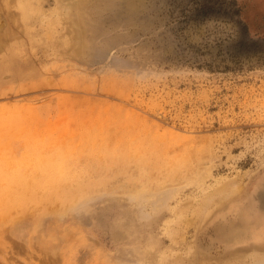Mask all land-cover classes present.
Returning a JSON list of instances; mask_svg holds the SVG:
<instances>
[{"label": "rangeland", "instance_id": "obj_1", "mask_svg": "<svg viewBox=\"0 0 264 264\" xmlns=\"http://www.w3.org/2000/svg\"><path fill=\"white\" fill-rule=\"evenodd\" d=\"M73 1L0 0V264H264V0Z\"/></svg>", "mask_w": 264, "mask_h": 264}, {"label": "bare ground", "instance_id": "obj_2", "mask_svg": "<svg viewBox=\"0 0 264 264\" xmlns=\"http://www.w3.org/2000/svg\"><path fill=\"white\" fill-rule=\"evenodd\" d=\"M13 1H15V0H9V3H13ZM30 1L31 0H19V7L22 9V11L24 12L25 11V13L27 14L28 13V11L30 10ZM70 1H73V0H58V3L60 4L61 2H63V4L64 5H66L67 3H69L70 4ZM75 1V0H74ZM73 1V2H74ZM77 1V0H76ZM35 2H38V0H35ZM78 2V1H77ZM66 3V4H65ZM71 5V4H70ZM66 8V7H65ZM68 8V7H67ZM33 10V9H32ZM72 11V10H71ZM65 13H66V11H65ZM43 17H44V15H43ZM80 22V23H79ZM79 22H77V28L78 29H80V32L82 31V28H83V26H85L81 21H79ZM63 23V22H62ZM75 26H76V24H75ZM7 27H8V22H7V19H6V17L2 14V13H0V30L2 31V32H4V31H6L7 30ZM69 27L72 29V27H73V25L72 24H70L69 23ZM42 31V30H41ZM75 31V30H74ZM76 32V31H75ZM73 33V32H72ZM76 34V33H75ZM69 35V34H68ZM85 35V34H84ZM70 37V36H69ZM72 37V36H71ZM79 36H76V38H78ZM72 40V39H71ZM70 40V41H71ZM76 40V39H75ZM82 42V41H81ZM84 42V41H83ZM73 43V42H72ZM85 43V42H84ZM75 45V44H74ZM81 46V45H80ZM71 47V46H70ZM69 47V49H71ZM75 47V46H74ZM73 47V48H74ZM82 47H84V46H82ZM75 48H78V50H79V47H75ZM68 49V50H69ZM80 50H83V49H80ZM67 52V51H66ZM77 53V52H76ZM9 60V59H8ZM10 63V62H9ZM14 66V65H13ZM12 66V67H13ZM17 67V66H16ZM16 69H18V68H16ZM24 70V69H23ZM9 71L11 72V70L9 69ZM14 72V71H13ZM9 73V72H8ZM3 74V73H2ZM1 77V76H0ZM4 78V77H3ZM8 78V77H7ZM9 79V78H8ZM3 80V79H2ZM31 110V109H30ZM6 112V111H5ZM8 113V112H7ZM15 116V115H14ZM22 117V116H21ZM20 119V118H19ZM9 121V120H8ZM11 125V124H10ZM14 125V124H13ZM12 125V126H13ZM18 125V124H17ZM15 127V126H14ZM19 127H21V126H19ZM3 128V127H2ZM7 128V127H6ZM10 128V127H9ZM123 128V127H122ZM109 129V128H108ZM76 130V129H75ZM122 130V129H121ZM124 130V129H123ZM24 130H22V132H23ZM125 132V131H124ZM131 132V131H130ZM134 134V133H133ZM135 134H136V132H135ZM117 135V134H116ZM107 136V135H106ZM172 136V135H171ZM7 137V136H6ZM174 137V136H173ZM177 137V136H176ZM9 138V137H8ZM133 138V137H132ZM136 138V137H135ZM146 138V137H145ZM181 140V139H180ZM121 141V140H120ZM125 141V140H124ZM131 142V141H130ZM3 143V142H2ZM8 143V142H7ZM157 143V142H156ZM155 143V144H156ZM58 149H59V146L57 147ZM36 149H38L37 147H36ZM41 149H43V148H41ZM117 149V148H116ZM121 149V148H120ZM27 150V149H26ZM115 151V150H114ZM113 151V152H114ZM38 152V151H37ZM27 155V154H26ZM54 155V154H53ZM31 156H33V155H31ZM38 156V155H37ZM115 156V155H114ZM108 158V157H107ZM60 159V158H59ZM56 160V159H55ZM60 161V160H59ZM49 164V163H48ZM13 165H15V164H13ZM103 165V164H102ZM76 166V165H75ZM53 169V168H52ZM73 169H75V168H73ZM20 170V169H19ZM22 171V170H21ZM54 171V170H53ZM37 172V171H36ZM51 172H52V170H51ZM83 172V171H82ZM61 174V173H60ZM16 175V174H15ZM58 175V174H57ZM78 176V175H77ZM166 177H168V176H166ZM105 178V177H104ZM107 178V177H106ZM171 179V178H170ZM100 180V179H99ZM105 180V179H104ZM54 181V180H53ZM66 181V180H65ZM101 181V180H100ZM6 182H7V184L9 185V186H16V187H18V188H20V190H19V193L20 194H23L26 190H28V188L30 187V185L33 183V186H35L36 187V185H38L39 183L36 181V179L35 180H32V179H28V177H25V176H19V177H10V178H7L6 179ZM105 182V181H104ZM41 183V182H40ZM101 183H102V181H101ZM96 184V183H95ZM105 184V183H104ZM107 184V183H106ZM103 185V184H102ZM52 186V185H51ZM97 187V186H96ZM105 187V186H104ZM107 187V186H106ZM132 187V186H131ZM2 188V187H1ZM61 188V187H60ZM69 188V187H68ZM76 188V187H75ZM235 188H238V187H235ZM38 189V188H37ZM124 189H126V188H124ZM71 190V189H70ZM129 190V189H128ZM119 191V190H118ZM121 191V190H120ZM241 191V190H240ZM0 192H2V191H0ZM7 192L8 191H6V194H7ZM9 192H10V190H9ZM35 192V191H34ZM18 193V194H19ZM62 193V192H61ZM5 194V193H4ZM238 194V193H237ZM8 195H10L9 193H8ZM58 195V194H57ZM60 195V194H59ZM32 196V195H31ZM51 196V195H50ZM80 196V195H79ZM65 197V196H64ZM238 197V196H237ZM263 197V196H262ZM22 198H23V196H22ZM66 199V198H65ZM74 199V198H73ZM255 199V198H254ZM264 199V198H263ZM13 201V200H12ZM260 202V201H259ZM13 203H14V201H13ZM63 203V202H62ZM66 206V205H65ZM10 208V207H9ZM61 208V207H60ZM2 213V212H1ZM212 216V215H211ZM249 221V220H248ZM252 221V220H251ZM63 223V222H62ZM60 226H61V224H60ZM83 226V225H82ZM21 227V226H20ZM16 228V227H15ZM22 228V227H21ZM62 228V227H61ZM75 229V228H74ZM78 230V229H77ZM87 231V230H86ZM239 232V231H238ZM82 233V232H81ZM89 234H90V232H89ZM52 236V235H51ZM72 243V242H71ZM71 248V247H70ZM77 251V250H76Z\"/></svg>", "mask_w": 264, "mask_h": 264}]
</instances>
